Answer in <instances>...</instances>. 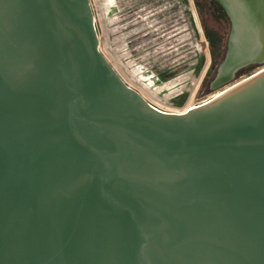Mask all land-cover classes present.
Listing matches in <instances>:
<instances>
[{"label": "water", "instance_id": "water-1", "mask_svg": "<svg viewBox=\"0 0 264 264\" xmlns=\"http://www.w3.org/2000/svg\"><path fill=\"white\" fill-rule=\"evenodd\" d=\"M214 1L226 55L170 113L90 0H0V264H264V0Z\"/></svg>", "mask_w": 264, "mask_h": 264}, {"label": "rangeland", "instance_id": "rangeland-1", "mask_svg": "<svg viewBox=\"0 0 264 264\" xmlns=\"http://www.w3.org/2000/svg\"><path fill=\"white\" fill-rule=\"evenodd\" d=\"M90 1L100 38V50L130 87L140 92L158 109L166 112H184L202 99L227 51L228 35L218 20L211 16L206 17V26L219 32L217 35L212 32V39L206 38L201 29L202 22L195 13L191 0L195 24V30L192 29L193 39L189 41L187 36L183 35L160 36L157 42L163 45L162 51H144V45L152 46V40L150 36L138 34L140 29L135 26V20H132L131 33H125L120 25L121 19L114 21L105 15L104 1ZM150 25L152 22L146 24ZM196 32L198 34L194 37ZM198 42L200 50L196 48ZM210 43L214 44L213 48L209 47ZM172 45L174 48L168 49ZM184 45L188 47L185 53L182 49ZM158 60L164 63L156 66ZM163 72L167 76L160 78L162 85H157L158 75Z\"/></svg>", "mask_w": 264, "mask_h": 264}, {"label": "flooded vegetation", "instance_id": "flooded-vegetation-1", "mask_svg": "<svg viewBox=\"0 0 264 264\" xmlns=\"http://www.w3.org/2000/svg\"><path fill=\"white\" fill-rule=\"evenodd\" d=\"M193 4L195 13L200 17V21L202 22L201 29L206 38H208V33L211 31L205 24L207 16L218 19L221 22L222 19L229 21L225 10L214 0H193ZM191 5V0H119L117 6L119 19H121L122 22L119 24L125 33L126 31L131 33L132 20H135V26L140 29L138 34L141 33V36H150L152 40H150L152 46L146 47V45H144V51H162L164 49L163 45L157 42L161 38L160 36L173 37L175 35H183L185 37V28L186 26L190 27L191 18L194 17ZM149 22H152V25L146 26ZM150 44L151 43H149V45ZM209 47L213 48L214 44L210 43ZM173 48L174 46L172 45L168 49ZM187 48L188 47H185V45L182 47L184 53L187 52ZM158 62L159 63L155 64L156 66L164 63L159 60ZM150 73H152V71H150ZM165 76H167L165 72L159 73V80L161 77L165 78ZM210 89L213 90L212 86H210Z\"/></svg>", "mask_w": 264, "mask_h": 264}, {"label": "built area", "instance_id": "built-area-1", "mask_svg": "<svg viewBox=\"0 0 264 264\" xmlns=\"http://www.w3.org/2000/svg\"><path fill=\"white\" fill-rule=\"evenodd\" d=\"M100 1H104L105 2V4L103 5V7H104V9L106 11L105 12V15L107 17H109L111 20H114V21L117 20L118 19V13H119L118 12V6H117V0H100ZM120 30L122 32V29L121 28H120ZM192 32H193V30H192L191 25H190V27L186 26V28H185V36H187V40H189V41H191L193 39ZM196 48L198 50L201 49L200 42H198L196 44ZM152 105L154 106V104H152ZM154 107H156V106H154ZM164 112H166V111H164ZM168 112H170V113H181V112H174V111H168Z\"/></svg>", "mask_w": 264, "mask_h": 264}, {"label": "trees", "instance_id": "trees-1", "mask_svg": "<svg viewBox=\"0 0 264 264\" xmlns=\"http://www.w3.org/2000/svg\"><path fill=\"white\" fill-rule=\"evenodd\" d=\"M191 27H192V29L195 30V24H194L193 18H191ZM212 31H214V32L212 33ZM211 33L217 35V33H219V32L216 31L215 29H211V31L208 33V38H210V39H212V35H210ZM197 34H198L197 32L194 33V37H196ZM254 66H256V65H252V66H249V67L242 69L239 73V76L248 73Z\"/></svg>", "mask_w": 264, "mask_h": 264}, {"label": "bare ground", "instance_id": "bare-ground-1", "mask_svg": "<svg viewBox=\"0 0 264 264\" xmlns=\"http://www.w3.org/2000/svg\"><path fill=\"white\" fill-rule=\"evenodd\" d=\"M156 81H157V80H156ZM156 84H157V83H156ZM144 85H145V84H144ZM157 85H158V84H157ZM145 86H146V85H145ZM189 108H191V107H189ZM189 108H187L185 111H187ZM185 111H184V112H185ZM182 112H183V111H182Z\"/></svg>", "mask_w": 264, "mask_h": 264}, {"label": "crops", "instance_id": "crops-1", "mask_svg": "<svg viewBox=\"0 0 264 264\" xmlns=\"http://www.w3.org/2000/svg\"><path fill=\"white\" fill-rule=\"evenodd\" d=\"M119 3V0H117V4ZM118 18H119V13H118Z\"/></svg>", "mask_w": 264, "mask_h": 264}]
</instances>
